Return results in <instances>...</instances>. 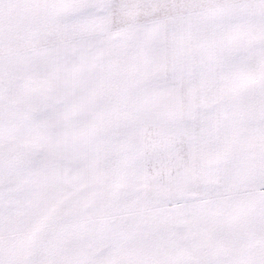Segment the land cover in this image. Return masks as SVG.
<instances>
[{"label":"snow or ice","instance_id":"snow-or-ice-1","mask_svg":"<svg viewBox=\"0 0 264 264\" xmlns=\"http://www.w3.org/2000/svg\"><path fill=\"white\" fill-rule=\"evenodd\" d=\"M0 264H264V0H0Z\"/></svg>","mask_w":264,"mask_h":264}]
</instances>
